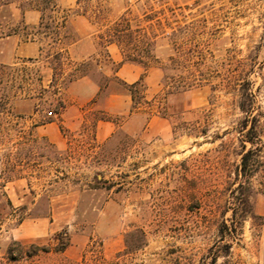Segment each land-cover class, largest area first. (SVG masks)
Wrapping results in <instances>:
<instances>
[{"label":"rangeland","instance_id":"obj_1","mask_svg":"<svg viewBox=\"0 0 264 264\" xmlns=\"http://www.w3.org/2000/svg\"><path fill=\"white\" fill-rule=\"evenodd\" d=\"M25 1L0 0V36L37 24L38 11L20 9ZM54 2L58 17L68 15L58 45L43 38L33 62H24L30 50L0 46V63H14L9 74L33 99L21 112L12 99V114L0 115V264H212L214 253V264H264V0H103L108 15L95 24L79 17L75 0ZM121 15L141 29L155 59L144 68L139 109L126 121L110 115L120 127L98 141L96 118L105 114L78 106L66 88L78 63L98 83L111 72L99 36ZM56 47L69 59L61 66ZM179 84L190 88L170 95L167 117L151 115L146 127L156 97ZM108 87L103 94L128 92L115 78ZM244 88L262 148L250 156L252 171L236 176L241 143L250 146L239 131ZM46 120L58 139L44 135ZM201 129L206 134L195 133ZM240 180L243 194L235 195H246V209L261 218L242 221L222 256L218 225L230 218ZM12 241L49 252L13 261Z\"/></svg>","mask_w":264,"mask_h":264},{"label":"trees","instance_id":"obj_2","mask_svg":"<svg viewBox=\"0 0 264 264\" xmlns=\"http://www.w3.org/2000/svg\"><path fill=\"white\" fill-rule=\"evenodd\" d=\"M75 4L78 7V13L86 16L93 24L105 20L108 15V7L103 6V0H75ZM27 6V9H33L39 12V19L36 25L27 26L24 25L23 30H18L17 28L12 29L11 33H19L22 35L24 41H37L41 43L43 38H49L50 43L54 45H58L61 41L62 37H65V33L62 34L63 29L66 27L68 15L64 14L61 17H58L56 14L57 5L54 0H28L24 3L20 4V9L23 11ZM8 32V33H10ZM103 40L104 48L111 43L117 45L122 55L124 61H129L133 63L140 64L142 67L147 68L149 64H151V59H155V56L151 53L149 44L145 41L144 36L141 29H132L131 25L128 21H126L121 15L118 21L114 22L110 26H108L103 33L99 36ZM74 39L72 38L71 41ZM142 42L144 45L142 51H137L139 47V43ZM131 44L132 47L129 48L128 45ZM55 51H53V59L55 60L56 65H63L62 57L64 56L63 51L66 50L63 47H56ZM41 54L43 52V48L40 46ZM65 57V56H64ZM67 58V57H65ZM68 59V58H67ZM106 59L109 60L108 54H106ZM34 59L28 58L25 61L33 62ZM69 60V59H68ZM69 63L71 61H68ZM73 63V62H71ZM75 64V63H73ZM81 64L78 63L75 66V69L71 73V80L76 79L79 76L89 74L86 71H80ZM117 67V65L115 66ZM52 68L55 70L56 67L52 65ZM14 63L12 64H3L0 63V84H3L0 89V115L5 113L12 114L9 112V101L16 98H28L32 97L31 95V88L25 90L24 86L20 84H15L17 81L16 77L12 74H9L10 71L14 70ZM6 76V81L3 82V77ZM104 78L103 82L100 83V86H106L107 80L116 79L117 82H120L122 85L127 87L129 95L132 99V112L139 109V98H144L145 92V84L143 82V77L138 79L137 81L127 84L120 81L116 76L108 77L103 75ZM40 81V78L37 79ZM30 83V81H27ZM40 84V83H39ZM143 88V95L139 97V90L138 87ZM167 86V89H164L165 92L161 96H157L158 104L156 112L150 114L146 117V121L150 118L151 115L159 114L162 117H167V113L165 112L168 109L167 100L170 95L182 93L190 88L189 84H179L176 86ZM163 87H165L163 85ZM247 92V89H242L241 97L238 102V109L244 114L243 119L241 121V125L239 127V131H244V138L243 141H246L250 144L249 148H245V144L241 143V147L243 148L240 152L241 154V161L239 164V169L236 173V176L241 174L245 176L247 173L252 171V167H250L249 159L253 153H256L258 150H261V141L259 138L258 133L255 130V124L249 123L254 119L253 106L252 102L246 103L244 94ZM142 94V93H141ZM148 105L153 104V101H144ZM151 108V107H150ZM53 112L48 111V114L51 115ZM105 114V113H102ZM251 119V120H250ZM97 120H112V118L105 114L100 117L96 118ZM50 120H46L45 122H49ZM44 123V122H43ZM250 124V125H248ZM62 127L60 126V129ZM195 133H202L206 134L205 129H201L196 131ZM244 183L243 181H239L237 185L232 189L231 194L232 198L235 199L234 207H232L231 215L229 219L222 218L218 225V232L220 233L219 240L224 241L222 243V256H227L231 247V241L236 238L237 231L240 228V224L244 221L247 217L253 218H261L259 215L250 214L249 211L246 209L248 207L249 201L246 195H243L242 198H239L241 194V189L243 188ZM239 192L240 195L236 196L235 192ZM243 207V210L240 212L237 210L239 207ZM239 212V213H238ZM59 239V238H58ZM60 240V239H59ZM15 244V248H9L7 250V255L10 260L16 261L22 257H31L36 255L39 250L43 252H49V249L44 247H39L35 244H30L27 248H24L21 243L17 241H12ZM67 242H62L60 248H55L54 251H62ZM129 246L126 241V247ZM139 248V247H138ZM212 250V249H211ZM127 252V251H126ZM219 253H214L212 255L211 263L214 264L216 258ZM121 256L120 253H117L116 259H119ZM100 259L103 261V258L100 255ZM101 262V261H100Z\"/></svg>","mask_w":264,"mask_h":264},{"label":"crops","instance_id":"obj_3","mask_svg":"<svg viewBox=\"0 0 264 264\" xmlns=\"http://www.w3.org/2000/svg\"><path fill=\"white\" fill-rule=\"evenodd\" d=\"M80 18H84L83 15L79 16ZM38 22V21H37ZM19 33H5L0 36V46L2 44H11L14 45L13 48L20 52L29 51L28 58L37 59L41 55L40 44L37 41H20ZM82 38H78L76 42L72 44V47L78 46L82 42ZM1 49V47H0ZM71 49V48H70ZM105 49L108 52V62L113 65L110 73L101 72L103 75L112 77L116 76L120 81L131 84L141 77H148V70H145L140 64L124 61L122 55L120 53L119 48L116 44L111 43L108 44ZM6 64V63H3ZM117 65V67H115ZM97 69H102L100 64H97ZM47 73V70L44 71ZM102 75V76H103ZM48 76V75H47ZM112 80H107L106 86H100V83L96 82V80L92 77L91 74H85L77 77L74 80H71L67 86V91L70 93L72 97V102L76 103L78 106H83L85 104L95 105V108L102 111L107 115L120 116L123 121H126L130 116L133 115L132 112V99L127 91H119L113 92V94H106L105 92L110 85ZM105 90V91H104ZM126 90V88H125ZM32 98H16L12 102L13 108L17 112H21L22 108L26 107L27 104H31ZM33 105V103H32ZM75 105V104H73ZM148 119L146 124L151 129V119ZM162 118V117H161ZM63 122V121H62ZM56 123L54 121L44 122L39 127L44 129V135H46L50 139H58V131L56 130ZM120 127V123L112 120H97L95 125V138L98 141H103L109 138L114 131ZM58 128V127H57Z\"/></svg>","mask_w":264,"mask_h":264}]
</instances>
